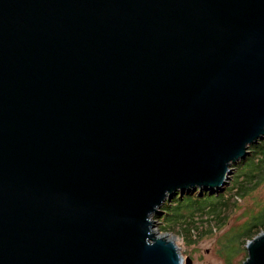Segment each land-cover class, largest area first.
<instances>
[{
  "label": "water",
  "instance_id": "95a60500",
  "mask_svg": "<svg viewBox=\"0 0 264 264\" xmlns=\"http://www.w3.org/2000/svg\"><path fill=\"white\" fill-rule=\"evenodd\" d=\"M262 137L264 0H0V264H192L152 217Z\"/></svg>",
  "mask_w": 264,
  "mask_h": 264
},
{
  "label": "rangeland",
  "instance_id": "374dc122",
  "mask_svg": "<svg viewBox=\"0 0 264 264\" xmlns=\"http://www.w3.org/2000/svg\"><path fill=\"white\" fill-rule=\"evenodd\" d=\"M262 143L264 137L250 144L247 156L252 158L254 147ZM246 159L232 163L233 173L229 183L224 186L223 192L218 193V195L222 193L221 199L227 204L224 212L221 213L222 220L213 217L209 222H198L197 227L191 226L189 230H185L181 224L171 225V229L162 230L161 227L165 225V221L162 220L163 214L161 216L155 214L152 217L153 229L157 228L159 232L175 237V242L184 258L191 257L192 264H243L246 261L248 257L246 245L249 240L246 241L241 234L248 229V223L257 215L260 213L264 215V173L255 171L257 177L254 178V182L246 183L247 191L242 195L239 194L241 183L247 179L243 174L251 170V167L244 169ZM241 167L244 169H242L243 174L239 172ZM204 192L208 191L190 189L181 195L201 198ZM176 196L177 194H174L165 204L172 203Z\"/></svg>",
  "mask_w": 264,
  "mask_h": 264
},
{
  "label": "trees",
  "instance_id": "16d2710c",
  "mask_svg": "<svg viewBox=\"0 0 264 264\" xmlns=\"http://www.w3.org/2000/svg\"><path fill=\"white\" fill-rule=\"evenodd\" d=\"M252 151L254 156L246 157V167H251L250 172H244L243 167L239 172L247 177L244 183H241L239 194H243L247 191L248 186L246 183H253L254 178L257 177L255 171L264 173V143L254 147ZM261 155V157H259ZM244 159V160H245ZM256 161V162H255ZM243 169V170H244ZM246 174V175H245ZM177 196L173 199L172 203H166L163 211L162 220L165 221V225L162 226V230H168L172 228L171 225L181 224L185 230H189L191 226H196L198 222H209L211 218L215 217L217 220H222L221 213L224 212L227 205L222 201V193L219 195L210 194L204 192L203 197L194 198L193 196H183L180 193H175ZM200 196V195H199ZM202 218V219H201ZM248 229H246L241 236L245 237V240H251L257 236L260 232L264 231V215L260 213L252 221L248 223Z\"/></svg>",
  "mask_w": 264,
  "mask_h": 264
},
{
  "label": "bare ground",
  "instance_id": "6f19581e",
  "mask_svg": "<svg viewBox=\"0 0 264 264\" xmlns=\"http://www.w3.org/2000/svg\"><path fill=\"white\" fill-rule=\"evenodd\" d=\"M152 231H153L157 236H159V237H163V238L166 237V239H168V240H170V241H174V242L176 241V240H175V237H170V236H168V235H165V234L159 232V230H158L157 228L153 229ZM175 243H176V242H175Z\"/></svg>",
  "mask_w": 264,
  "mask_h": 264
}]
</instances>
